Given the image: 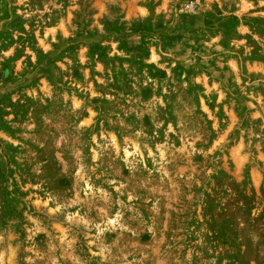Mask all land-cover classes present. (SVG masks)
I'll list each match as a JSON object with an SVG mask.
<instances>
[{
    "label": "rangeland",
    "instance_id": "1",
    "mask_svg": "<svg viewBox=\"0 0 264 264\" xmlns=\"http://www.w3.org/2000/svg\"><path fill=\"white\" fill-rule=\"evenodd\" d=\"M0 264H264V0H0Z\"/></svg>",
    "mask_w": 264,
    "mask_h": 264
}]
</instances>
